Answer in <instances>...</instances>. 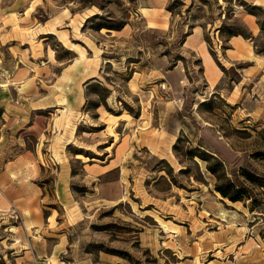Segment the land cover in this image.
<instances>
[{"label": "rangeland", "instance_id": "obj_1", "mask_svg": "<svg viewBox=\"0 0 264 264\" xmlns=\"http://www.w3.org/2000/svg\"><path fill=\"white\" fill-rule=\"evenodd\" d=\"M43 1L34 26L0 16V264H264V34L246 9L264 0ZM20 72L57 91L33 127L3 120Z\"/></svg>", "mask_w": 264, "mask_h": 264}, {"label": "crops", "instance_id": "obj_2", "mask_svg": "<svg viewBox=\"0 0 264 264\" xmlns=\"http://www.w3.org/2000/svg\"><path fill=\"white\" fill-rule=\"evenodd\" d=\"M44 1L43 0H0V16L1 17H9L10 14H18V18L20 21L26 23L28 26H34L35 22L34 21V16L31 17L30 13L34 9H36L39 5H43ZM33 30H36L37 32H33L36 35L43 36L45 33L48 32H53V29H55V26L50 27V20L48 19L46 22H42L39 26L33 27ZM56 30V29H55ZM238 42V38L236 36H232V38L229 40ZM240 41V40H239ZM203 61H204V66L208 71L210 72V75H216L217 71L216 70V64L210 57V55L207 52H204L203 55ZM252 61V60H250ZM253 64L248 65L247 70L251 71V74H255L256 69ZM22 72L19 73L17 76L18 84L16 85V94L7 98L3 97V100L1 103L5 105L4 110L5 113L3 120L6 118H10L11 116H26L28 119H34L32 120V123L29 124V127H33L35 124V118L36 116H39V112L45 108L52 107L58 105L56 96H57V91H54V88L51 86V88L42 94H40V88L38 84L35 82V80L32 78H29L27 75H21ZM92 74H89L87 77H90ZM76 76V75H75ZM76 80L70 82L68 85V89L66 94H67V99L70 105L74 108L77 107L78 105V99L77 95L72 96V89H76V85H73V83ZM77 82V81H76ZM64 102V98L59 99V103ZM30 155L24 151L20 155V158H29ZM23 162V161H22Z\"/></svg>", "mask_w": 264, "mask_h": 264}, {"label": "trees", "instance_id": "obj_3", "mask_svg": "<svg viewBox=\"0 0 264 264\" xmlns=\"http://www.w3.org/2000/svg\"><path fill=\"white\" fill-rule=\"evenodd\" d=\"M169 9V8H168ZM246 9L248 10L249 13L255 15L257 18H256V22L258 24V27H259V30L262 34H264V10L262 12V8L259 6V5H253V6H247ZM255 9H259L261 10L260 14H258L257 12H255ZM99 15L97 13L93 14V17H98ZM101 27H106V28H114V29H117L118 26H104L103 24L101 25H98L97 26V29H100ZM221 28V27H220ZM223 28V26H222ZM230 36L232 35H235L236 33L234 32H229ZM246 37H250L249 35H245ZM263 45H264V42H263ZM260 52H264V48H262L260 50ZM203 103V102H202ZM175 145V144H174ZM188 154L190 155H197V154H192L191 151H188L187 152ZM200 154H198L197 156L202 159V160H205L207 161V157H209L211 160H213V162H207L206 164V168L209 172H211L212 174H216V166L220 165V162L212 155V154H208L207 152L201 150L199 152ZM244 177L247 179V180H250L252 181L254 179V177L256 176H253L252 173L248 172V171H245L244 172ZM225 186L221 187L219 185H216V190L223 196V197H226L228 198L229 200L231 201H236V200H239L240 199V192H244V190L242 188H236L234 186V184L230 181H227L225 184Z\"/></svg>", "mask_w": 264, "mask_h": 264}, {"label": "bare ground", "instance_id": "obj_4", "mask_svg": "<svg viewBox=\"0 0 264 264\" xmlns=\"http://www.w3.org/2000/svg\"><path fill=\"white\" fill-rule=\"evenodd\" d=\"M76 156H81L80 154H76Z\"/></svg>", "mask_w": 264, "mask_h": 264}]
</instances>
